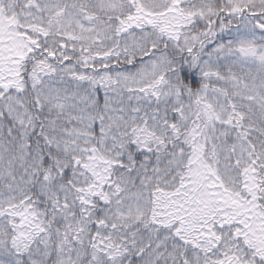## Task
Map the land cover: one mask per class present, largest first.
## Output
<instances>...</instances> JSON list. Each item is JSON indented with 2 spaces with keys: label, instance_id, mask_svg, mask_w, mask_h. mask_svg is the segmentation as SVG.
Wrapping results in <instances>:
<instances>
[{
  "label": "snow or ice",
  "instance_id": "snow-or-ice-1",
  "mask_svg": "<svg viewBox=\"0 0 264 264\" xmlns=\"http://www.w3.org/2000/svg\"><path fill=\"white\" fill-rule=\"evenodd\" d=\"M0 264H264V0H0Z\"/></svg>",
  "mask_w": 264,
  "mask_h": 264
}]
</instances>
